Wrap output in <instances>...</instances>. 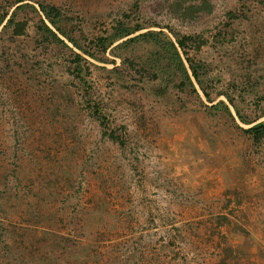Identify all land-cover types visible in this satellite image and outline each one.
I'll return each instance as SVG.
<instances>
[{
    "label": "rangeland",
    "instance_id": "1",
    "mask_svg": "<svg viewBox=\"0 0 264 264\" xmlns=\"http://www.w3.org/2000/svg\"><path fill=\"white\" fill-rule=\"evenodd\" d=\"M38 1L106 60L44 40L29 8L24 32L0 33V264H264V136L243 131L264 120V0L20 3ZM119 20L199 35L189 53L210 100L197 84L155 95L128 61L91 48ZM154 49L120 53L137 63Z\"/></svg>",
    "mask_w": 264,
    "mask_h": 264
},
{
    "label": "trees",
    "instance_id": "2",
    "mask_svg": "<svg viewBox=\"0 0 264 264\" xmlns=\"http://www.w3.org/2000/svg\"><path fill=\"white\" fill-rule=\"evenodd\" d=\"M20 2H22V0H17L11 12L6 9L3 11L0 10V33L6 34L10 39L16 34L24 32L27 21L18 19L17 13L21 9L29 8L38 17L35 29L44 40L67 46L64 40L66 39L73 47L81 50V52L88 56L102 61L106 60L105 58L98 57L92 49L83 47L78 40L69 33L66 27L67 18L69 17L60 7L51 3L38 1V8H36L30 3ZM136 12V9H133V11L128 14L133 15ZM125 16H127V14ZM144 28L148 29L132 35ZM167 28L169 29L168 32L162 29H149V27L143 26V24L138 21H134V23L127 25L119 20L112 25L111 29L107 30L104 35L96 36L91 41V48H96L100 52H106L108 50L111 55L119 57L122 62L128 61L140 75L148 76L150 80L155 81L153 85V93L155 95L164 94L171 83L176 87L190 88L191 91L194 92H196L195 84H197L206 98L210 100L208 92L203 87L202 76L205 73L204 64L189 53V49L195 50L199 48L202 39H200L199 35L182 34L169 26ZM139 41L149 43L155 48L154 52L147 60L134 63L132 59H127L121 55L120 50L122 48H126ZM70 50L73 54L72 62L76 76L84 81L81 75L83 70L81 61L84 60V57L81 53L74 51L73 48ZM228 100L233 105L240 120L245 124H251L252 120L241 115L239 109L234 105L230 97H228ZM221 104L228 110V106L224 101H219L217 104L212 105V107L216 108ZM260 116H264V109L258 117ZM99 118L100 124L102 128H104L103 133L112 139H116L115 131H108L105 129V116L100 115ZM243 131L251 136L254 143H258L264 136V120L243 128Z\"/></svg>",
    "mask_w": 264,
    "mask_h": 264
}]
</instances>
